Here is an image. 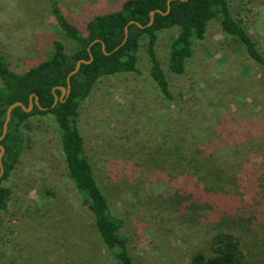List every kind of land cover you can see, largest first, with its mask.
I'll list each match as a JSON object with an SVG mask.
<instances>
[{
	"label": "rangeland",
	"instance_id": "rangeland-1",
	"mask_svg": "<svg viewBox=\"0 0 264 264\" xmlns=\"http://www.w3.org/2000/svg\"><path fill=\"white\" fill-rule=\"evenodd\" d=\"M124 1L57 0L65 23L76 27ZM230 10L264 57V0H231ZM177 32L175 26L158 31L154 46L171 100L149 75L142 36L137 73L98 78L78 111L94 178L123 220L134 264H188L194 252L208 255L207 209L193 208L192 222L173 212L178 202L190 205L184 199L195 191L176 151L212 156L222 169L230 167L225 174L240 188L254 178L264 183L263 71L209 20L203 38L192 39L183 72H172L166 58ZM53 40L65 55L76 48L57 28L47 0H0V53L12 71L45 61ZM24 133L19 163L2 182L12 193L0 212V264H113L66 174L53 118H32Z\"/></svg>",
	"mask_w": 264,
	"mask_h": 264
},
{
	"label": "trees",
	"instance_id": "trees-1",
	"mask_svg": "<svg viewBox=\"0 0 264 264\" xmlns=\"http://www.w3.org/2000/svg\"><path fill=\"white\" fill-rule=\"evenodd\" d=\"M47 1L57 28L63 30L76 48L65 55L62 44L53 40L52 54L41 64L22 73L12 71L0 53V134L6 108L14 102L27 107L30 96L32 101L29 112L20 107L10 111L6 133L0 141L3 149L0 159V212L6 209L12 193L2 182L9 179L19 163L26 142V124L32 118L50 115L59 137V156L66 174L79 204L92 218L107 258L113 264H134L128 250V238L121 231L123 220L111 211L97 185L78 130L81 103L98 78L117 73H137V52L142 36H146L149 75L160 94L171 100L168 82L154 46L156 33L174 26L178 27V32L169 43L166 58V66L172 72H183L192 53V39L203 38L209 20H216L221 31L235 39L263 73L264 57L232 16L231 0H125L118 10L92 16L78 27L65 23L57 0ZM151 11L152 21L147 26ZM88 54L92 56L91 62L80 64L77 72L69 77V91L63 102L51 106L53 95L59 96L58 87L66 86V76L76 61L88 60ZM33 96H36L38 105L33 103ZM197 153L191 150L184 156L175 152L177 163L181 164L180 160H183L186 172L194 179L190 180L195 191L184 199H188L190 205L181 207L178 201L173 202H178L173 209L174 215L192 222L195 220L193 208H205V222L211 231L208 255L194 252L188 264H264V183L254 178L240 188L237 178L225 174L229 166L222 169L213 163L212 156L203 159ZM183 157L187 160L184 161ZM51 194L46 192L48 196Z\"/></svg>",
	"mask_w": 264,
	"mask_h": 264
},
{
	"label": "water",
	"instance_id": "water-1",
	"mask_svg": "<svg viewBox=\"0 0 264 264\" xmlns=\"http://www.w3.org/2000/svg\"><path fill=\"white\" fill-rule=\"evenodd\" d=\"M179 1H181V0H179ZM166 3H167L166 11H168V1H166ZM156 12H159V11H156ZM152 15H153V11H151L149 13V22H148L147 26H149L151 24ZM125 36H126V27L124 28V38H125ZM91 60H92V56L90 54H88V60H78V61H76L75 65H74V68L66 76V79H65L66 86L65 87H58V90L60 91L59 96L53 95V101H52L51 106H54L56 102H63V99L67 96L68 91H69V82H68L69 81L68 80L69 77L77 72L80 64H89L91 62ZM33 103L35 105H38L36 96H33ZM15 107H20L24 112H29L31 110V108H32L31 96L28 99L27 107H24L23 104L20 103V102H14V103L10 104L6 108L5 115H4V120H3V123H2L0 141L2 140V138L4 137V135L6 133V125H7V122L9 120V117H10V111L13 108H15ZM2 153H3V149L0 146V159H1ZM1 175H2V166H1V162H0V177H1Z\"/></svg>",
	"mask_w": 264,
	"mask_h": 264
}]
</instances>
